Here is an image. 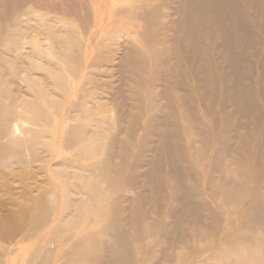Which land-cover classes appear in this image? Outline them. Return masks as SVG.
I'll return each mask as SVG.
<instances>
[{"label": "rangeland", "instance_id": "1", "mask_svg": "<svg viewBox=\"0 0 264 264\" xmlns=\"http://www.w3.org/2000/svg\"><path fill=\"white\" fill-rule=\"evenodd\" d=\"M58 1L0 0V61L5 65L8 60L15 68L14 76L4 75L2 82L8 80L12 110L18 114L24 111L22 103L32 101L38 88L48 92L50 84L46 77L47 65L30 55L15 59L8 53L6 39L10 32L19 30L20 26L22 33L44 38L40 27L42 20L35 17L43 14L45 20L59 17L68 22L65 26L73 27L74 33H77L84 24L91 25V2H99L86 0L91 15L86 22L82 17L77 18L62 10L66 7ZM102 2L101 18L108 15L112 20L118 7H135L145 3L139 0ZM171 18L176 17L171 15ZM112 24L116 29L99 32L91 39L89 49L96 52L98 47H102L98 45L100 38L113 34L111 48L115 51L108 57L110 62L101 59L107 54H99L103 64L96 78L100 84L98 97L99 103L108 104L111 110V113L103 114L105 120L113 123L109 134L122 140L129 138L130 143L102 150L100 158L95 157L91 163L100 162L93 166L80 159H62L60 150L53 146L45 156L47 144H52L51 139L45 136L40 140L41 153L33 160L23 157L25 162H0V264H105V260L113 257L111 250L106 248L113 241V225L123 227L129 233L127 264H264V221L253 222L256 209L261 208L264 213V92L258 80L264 39H261L255 52L238 49L244 58L251 60V68L241 72L236 80L229 73V64L218 58V48L211 45L213 35L202 33L200 41L210 61L213 85L207 84L205 76L198 74L195 66H190L193 74L190 78L189 65L178 58L177 69L185 74L186 84L173 88L170 79L166 82L160 79L161 73L175 64L174 61L161 65L158 71H155V65L148 64L126 73L128 78H123L122 96L114 101L108 98L109 93L106 92L110 89L103 84L106 81L112 82L114 87L119 84V57L126 45L138 44L140 26L137 28L136 18L129 20V11L117 13ZM258 26L264 31L261 19ZM150 33L151 29L148 30ZM119 34L123 36L117 37ZM164 35L168 39L165 45L168 51L181 49L179 43L172 40L170 32L165 31ZM155 36L160 37L161 34ZM33 38L37 42L38 37ZM39 39V43H45ZM42 48L46 49V46L42 45ZM150 59L154 60L153 64L162 61L156 56ZM129 76L138 79L139 83L130 82ZM147 79H153V82L148 83ZM236 82L248 93L246 102L256 107V113H245V106L238 98L228 97L226 100L229 89ZM201 94H206L207 98L199 99ZM186 95L190 100L187 107ZM150 101L156 103L151 106ZM226 112L228 120L224 123ZM24 115H27L26 111ZM238 115L242 116L239 118ZM6 116L11 118L9 113ZM153 117L166 118L167 122L178 126L173 135L182 142L178 155L169 158L163 150L162 157L156 156L157 135L154 128L159 120H153ZM22 119L24 123L18 122L19 131L12 118L7 123L12 136L18 140L28 136L23 128L32 126L28 118ZM194 121L202 126L204 136L190 128ZM225 128L229 130V138H220L219 134ZM188 133L190 140H187ZM242 136V141H238ZM224 142L235 151L215 163L216 151ZM61 160L73 163L63 166ZM76 163L94 169L93 174L74 170ZM153 170L157 192L146 177ZM156 170L161 172L156 175ZM73 171L82 173L79 179L82 186L77 189L82 192V204L77 206L72 201L77 197L71 192L75 184L72 180L65 194L66 200L70 198L71 201L69 207H64L60 203L62 188L56 185V180L64 172L71 174ZM110 171L112 174H107ZM178 172L183 174L181 179ZM227 180H233L236 189L230 191ZM87 181L95 185L94 193H88L85 188ZM185 190H196V197L207 203L210 211L194 226H190V217L185 216L182 220L184 237H177L172 213L178 208L177 199ZM231 193L239 197L235 208ZM88 194L96 197L91 198ZM104 199L106 201H102ZM39 201L42 202L40 207L36 203ZM34 205L39 208H34ZM172 235L175 237L170 239Z\"/></svg>", "mask_w": 264, "mask_h": 264}, {"label": "bare ground", "instance_id": "2", "mask_svg": "<svg viewBox=\"0 0 264 264\" xmlns=\"http://www.w3.org/2000/svg\"><path fill=\"white\" fill-rule=\"evenodd\" d=\"M71 1V2H70ZM145 1L143 5L118 7L113 12V20L107 15L101 18L100 6L104 3L102 0L95 3L91 2V10H93V20L90 25L84 24L74 33L73 27H66L68 22L60 19L48 18L45 20V15H37L36 18L41 19L40 27L45 37L34 35L40 41L45 43L34 42V38L22 33L21 27L19 30L11 31L9 38L6 39L8 44L7 51L15 59H19L24 55H30L38 60L40 63L47 65L46 77L49 79L50 88L47 91L43 88H38L32 96V101L22 103L24 111L21 114L14 112L12 109V94L8 80L2 79L4 75L14 76L15 68L10 61H6L5 65L0 61V162L7 161H22L25 159L33 160L36 158L40 150L41 139L47 136L52 141L47 144L46 155L49 154L51 146L60 150L62 159L74 158L82 161L92 162L95 157L100 158L102 150H111L115 145L129 144V138L122 140L115 135H110L109 132L113 127V123L105 120L104 115L107 112L111 113L108 104L99 103V80L96 79L98 69L102 67V60H108L110 53L115 51L111 48V39L113 34L109 36H102L96 52L90 50V42L94 36L106 29V32L115 30L116 26L112 24L116 14H121L129 11V20L136 18L138 26H140L138 34V44H128L123 49V53L119 57V84L114 87L112 82L106 81L103 84L106 88L108 98L116 100L122 96L123 78L128 76L126 73L135 71L137 67H145L155 65V71L161 68V65H169L172 61L175 64L171 65L166 71L161 73L160 79L163 81L171 80L170 86L173 88L180 87V84L185 82L184 73L178 70L176 60L180 58L187 65L198 70V74L205 76V81L208 85H213V77L209 72L210 61L206 58L204 48L201 44V34L209 32L213 35L211 45L216 46L218 58L224 61L229 69L232 77L238 79V75L243 71H248L251 68V60L244 58L238 49H246L247 51H257V46L261 39H264V31L259 26V20L264 22V0H139ZM59 4H63L66 8H61L69 13H72L77 18H83L86 22L91 19L86 0H59ZM53 3V1H52ZM57 4V3H56ZM86 7V10H83ZM37 11V10H36ZM83 11V12H81ZM171 11V12H170ZM98 15V18H97ZM175 16L176 18H171ZM53 16V15H52ZM59 16V15H58ZM44 17V18H43ZM49 17V16H48ZM141 20V23L139 19ZM109 20V21H108ZM90 25V26H89ZM151 33L148 34V30ZM165 31L171 33V38L174 42L179 43V51H168L165 45L168 39L164 35ZM156 34H161L156 37ZM129 35V34H127ZM235 35V37H234ZM123 34L117 35V37ZM153 36V37H152ZM124 38V37H123ZM131 39V38H130ZM129 40V39H128ZM36 41V40H35ZM107 41V42H105ZM106 44V45H104ZM122 44V43H121ZM46 46V49L42 48ZM26 52L23 53L22 50ZM104 53L106 56L99 58V54ZM261 72L258 80L262 83L264 92V50L260 52ZM152 56L160 57L161 63H151L154 60ZM110 62V61H109ZM123 65V70L121 69ZM120 69V71H119ZM192 70L190 68V78H192ZM107 77H109L107 75ZM129 81L138 84V79H131ZM148 83H152L153 79H147ZM189 98L192 101L190 90L187 91ZM228 97L238 98L245 106V113L252 111L257 112L253 104L248 105V93L239 86L238 82L231 86L228 92ZM189 98L185 97L186 105H190ZM200 98H207L206 94H201ZM123 98L122 100H124ZM154 100V99H153ZM156 102H151L153 106ZM227 107V105H226ZM21 108V109H22ZM242 109V108H241ZM244 111V109H242ZM9 113L14 120L16 130H20L19 121L23 122L28 118L32 126L23 128L27 137L24 140L15 139L8 128L6 114ZM16 115H15V114ZM14 114V115H13ZM239 118L242 115H238ZM112 117V116H111ZM109 118V117H108ZM153 120H159L156 127L157 139L155 141V154L157 157H162L165 150L166 156L172 158L179 154L182 142L179 138H173L174 131L178 128L176 124H170L166 118L160 119L153 117ZM112 120V119H111ZM228 120V112L224 114L223 122ZM24 123V122H23ZM38 126L37 129L35 127ZM190 128L200 136H204L205 132L197 121H194ZM241 128V127H239ZM262 142L264 143V127ZM229 130L225 128L220 134V138H229ZM149 136V135H148ZM190 133L187 134V140ZM56 140H53V138ZM243 136L239 137L238 141H242ZM106 143V144H105ZM70 151L67 152L66 150ZM231 151H235L232 146L227 143L219 145L216 151L215 163L227 155H231ZM43 152V151H42ZM25 159H24V158ZM64 166L65 163H73L69 160H61ZM100 160H96L92 165L96 166ZM73 169L79 172L88 173L92 175L94 169H90L87 165L76 163ZM161 172L156 170V175ZM107 174L111 175L112 172ZM178 178L181 179L183 174L178 172ZM150 185L155 192L158 191L157 181L155 180V170L146 174ZM82 173L73 171L71 174L64 172L61 178L56 180V185L61 190L60 203L64 207H69L70 198L66 200L67 186L75 181L74 188L71 190L72 195H77L72 201L80 206L82 204V195L80 189L82 182ZM227 187L229 190L236 189V183L233 180H227ZM85 188L88 193H94L95 185L87 181ZM180 191V188H179ZM198 192L192 190L191 192L185 190L177 199L178 208L172 213L174 222L173 226L176 228L175 235L177 237H184L183 234V218L190 217L191 225L194 226L198 220H203L206 214L210 211L207 203L201 202L196 195ZM229 195V194H228ZM232 204L234 208L239 202V197L236 193H231ZM89 197L95 198L96 195ZM65 197V199H64ZM95 202H101L94 199ZM102 201H106L105 199ZM195 201L197 203H190ZM229 201V199H228ZM134 202V201H133ZM40 205L41 201L36 202ZM35 203V204H36ZM157 206V201L155 203ZM34 205V208H39ZM116 209L115 212H117ZM146 214V211L143 212ZM264 221V213L261 208L255 210L254 223ZM172 235L170 239H173ZM111 237L113 241L106 246L112 252V259L105 260V264H127L129 257V233L120 226H111ZM245 262V261H243Z\"/></svg>", "mask_w": 264, "mask_h": 264}]
</instances>
